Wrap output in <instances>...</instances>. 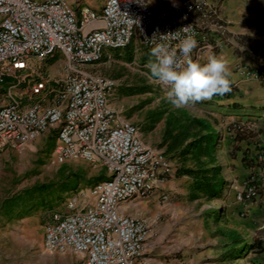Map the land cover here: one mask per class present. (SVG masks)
<instances>
[{
  "label": "built area",
  "instance_id": "2783aa9c",
  "mask_svg": "<svg viewBox=\"0 0 264 264\" xmlns=\"http://www.w3.org/2000/svg\"><path fill=\"white\" fill-rule=\"evenodd\" d=\"M222 4L103 0L100 8H71L67 0H0V87L7 86L9 98L0 107V155L5 148L24 152L38 138L54 136L55 164L82 160L107 173L90 190L69 195L63 211L46 217L47 253L82 256L85 264H164L154 252L153 224L128 207L168 202L165 185L178 169L113 108L118 81L87 67L131 46L150 51L153 44L146 37L187 26L198 41L192 58L201 60L220 49L228 33ZM260 53L257 70H242L246 79L264 81L259 71L264 43ZM57 58L65 59L66 75L54 79L43 67ZM240 130L235 123L229 134L236 137ZM259 157L264 160V148ZM249 179L234 187L235 201L244 206L258 197L255 180Z\"/></svg>",
  "mask_w": 264,
  "mask_h": 264
},
{
  "label": "rangeland",
  "instance_id": "374dc122",
  "mask_svg": "<svg viewBox=\"0 0 264 264\" xmlns=\"http://www.w3.org/2000/svg\"><path fill=\"white\" fill-rule=\"evenodd\" d=\"M67 1L71 8L77 4L100 8L103 3V0ZM259 42L261 49L264 42ZM149 58L150 51L131 46L127 50L111 52L100 63L87 67V71L118 81L119 86L112 100L113 108L140 127L142 138L148 146L165 154L166 147L162 144L169 113L211 120L220 134L218 152L215 154L216 165L221 166L227 178L231 177L228 175L231 170L235 174L237 167L229 164L227 153L234 149L231 156L236 155L235 151H239L243 144L240 137L247 135L251 126L243 120L230 121L221 126L229 113L226 116L221 112V106L214 97L176 109L164 98L162 86L150 79V74H145L148 70L144 66ZM206 59L204 56L201 63H205ZM257 68L258 65L255 70ZM43 71L54 79L62 78L66 75V61L64 58L49 61ZM259 71L264 72V67ZM8 102L7 86L0 87V107ZM258 113L255 110V158L244 159L248 165L254 161L250 166L255 171L243 180L237 178L239 187L250 180L249 176L255 180L258 197L255 199L253 223L248 220V212L244 216L240 213L235 192L226 197L223 193L212 201L204 198L190 200V184L185 177H177L181 164L173 154L166 155L176 165L178 170L175 176L179 180L174 183L175 187L173 183L169 184V201H141L128 207H133L129 213L141 214L153 224V243L163 252V255L159 252L155 254L164 264H264L263 254L243 252L233 256L232 253L236 238L250 244L264 236V160L259 157L264 148V135L256 126ZM153 115L158 122L152 130H148ZM235 123L242 130L233 137L229 130L233 129ZM55 144L54 136H42L24 152L5 148L0 155V264H85L82 256L47 253L43 247V223L52 212L64 210L69 195L90 190L96 183L105 180L107 173L102 166L82 160L55 164ZM39 187L50 188V192L38 193L36 189ZM228 198L232 199L231 204Z\"/></svg>",
  "mask_w": 264,
  "mask_h": 264
},
{
  "label": "crops",
  "instance_id": "0c3cea01",
  "mask_svg": "<svg viewBox=\"0 0 264 264\" xmlns=\"http://www.w3.org/2000/svg\"><path fill=\"white\" fill-rule=\"evenodd\" d=\"M222 13L227 21L228 33L225 40L223 39L224 43L221 48L216 52L214 51L213 54L219 55L222 53L229 62L231 75L228 78L231 81V91L221 96L215 95L213 99H215L216 103L220 104L222 113L226 116L229 113L225 124L221 122V126L234 120H243L251 126L247 135L240 137L243 144L239 151H235L236 155L231 156L234 149L229 150L227 153L229 164L236 165L237 171L233 174L231 170V173L228 175L231 177L228 178L223 173L224 185L221 196L224 193L226 197L235 192L234 187L240 186L237 178L243 180L253 170L255 171V168L250 166L254 164V161H250V165L247 164V160L244 161L246 157L251 159L255 158V110L259 111L256 126L261 129L262 135H264V83L246 79L242 75L243 69L254 68L261 60V43L259 40L264 42V0H223ZM203 120L209 123L212 131L217 132V126L211 120ZM218 147L217 145L216 155ZM177 177L180 179L185 177L187 183L190 185L192 183L190 177ZM175 178L176 176L165 185V188L169 192H171L169 184H176V181L179 180ZM228 199L231 204L232 199ZM238 206L243 216L248 212V220L253 223L255 221V202L246 205L247 208L245 209L244 205L239 204ZM242 246L243 244L235 245L234 251ZM158 249L159 246H155L154 252H159L163 255V252H160Z\"/></svg>",
  "mask_w": 264,
  "mask_h": 264
},
{
  "label": "clouds",
  "instance_id": "9594fccd",
  "mask_svg": "<svg viewBox=\"0 0 264 264\" xmlns=\"http://www.w3.org/2000/svg\"><path fill=\"white\" fill-rule=\"evenodd\" d=\"M181 33H184L183 37ZM150 58L145 64L146 75L164 89V98L176 109L193 102L211 100L215 95L231 91L229 62L221 53L208 55L206 62L193 59L198 41L192 26L183 27L166 35H153ZM168 41H178L176 44Z\"/></svg>",
  "mask_w": 264,
  "mask_h": 264
},
{
  "label": "trees",
  "instance_id": "16d2710c",
  "mask_svg": "<svg viewBox=\"0 0 264 264\" xmlns=\"http://www.w3.org/2000/svg\"><path fill=\"white\" fill-rule=\"evenodd\" d=\"M151 118L152 125L148 130H152L158 122L154 115ZM219 137L220 134L212 131L211 126L205 120L191 117L188 114L174 112L168 114L162 145L166 147V154H173L181 164L177 176H187L192 179L189 195L192 201L202 198L212 201L222 194L223 173L221 166L216 165L215 155ZM36 191L49 193L50 188L39 187ZM240 244L243 246L235 250L233 256L243 254V252L264 255V236L254 239L250 244L236 238L235 245Z\"/></svg>",
  "mask_w": 264,
  "mask_h": 264
},
{
  "label": "bare ground",
  "instance_id": "6f19581e",
  "mask_svg": "<svg viewBox=\"0 0 264 264\" xmlns=\"http://www.w3.org/2000/svg\"><path fill=\"white\" fill-rule=\"evenodd\" d=\"M126 209V208H125Z\"/></svg>",
  "mask_w": 264,
  "mask_h": 264
}]
</instances>
